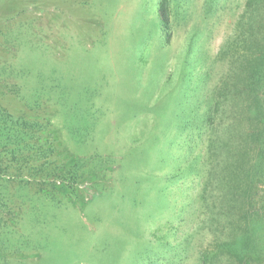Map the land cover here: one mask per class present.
Wrapping results in <instances>:
<instances>
[{"label": "rangeland", "instance_id": "1", "mask_svg": "<svg viewBox=\"0 0 264 264\" xmlns=\"http://www.w3.org/2000/svg\"><path fill=\"white\" fill-rule=\"evenodd\" d=\"M160 1L0 0V102L59 131L82 178L1 210L0 264H238L208 149H236L241 104L212 111L246 0H167L166 28Z\"/></svg>", "mask_w": 264, "mask_h": 264}, {"label": "trees", "instance_id": "2", "mask_svg": "<svg viewBox=\"0 0 264 264\" xmlns=\"http://www.w3.org/2000/svg\"><path fill=\"white\" fill-rule=\"evenodd\" d=\"M159 16L166 28L167 0L160 1ZM236 27L237 32L218 54L227 59L229 70L214 93L218 100L212 113L217 115L220 103L229 102L232 107L241 104L237 113L230 110L229 115L231 120L240 117L241 129L236 149L233 153L227 151L229 162L221 158L220 152L215 161L222 146L220 140H210L208 149L215 159L209 158L210 173L217 171V164L223 166L222 179L228 188L226 199L229 198L223 215L234 225L225 235L228 241H218L215 248L238 264H264V238L260 237L264 236V0H246ZM48 128L43 119L18 115L0 102V212L6 210L5 221L11 222V206L24 202L19 192L67 197L69 201L76 194V184L82 179L74 172L79 157L61 164L58 158L65 149L60 133ZM2 218L0 215V221ZM217 232L216 229L214 233ZM223 233L218 232L219 240ZM203 261L212 263L208 253H204Z\"/></svg>", "mask_w": 264, "mask_h": 264}]
</instances>
